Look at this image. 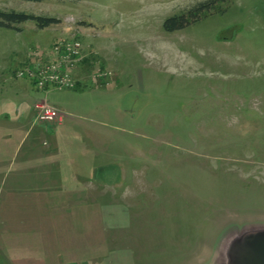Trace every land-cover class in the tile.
<instances>
[{"label": "rangeland", "instance_id": "rangeland-1", "mask_svg": "<svg viewBox=\"0 0 264 264\" xmlns=\"http://www.w3.org/2000/svg\"><path fill=\"white\" fill-rule=\"evenodd\" d=\"M201 1L0 0L55 19L0 25V170L36 160L49 209L74 206L76 224L96 207L125 264H233L230 241L264 229V0H210L163 27ZM67 37L84 61L72 88L16 75ZM40 100L61 121L39 120Z\"/></svg>", "mask_w": 264, "mask_h": 264}, {"label": "crops", "instance_id": "crops-1", "mask_svg": "<svg viewBox=\"0 0 264 264\" xmlns=\"http://www.w3.org/2000/svg\"><path fill=\"white\" fill-rule=\"evenodd\" d=\"M83 64L80 61L71 72ZM28 161L12 174L0 170V264H125L120 258L125 249L117 238L106 235L107 227H115L102 226L104 238L97 239L96 207L88 205L87 219L81 223L79 217L76 224L70 216L65 219L74 206L49 209L46 171L42 172L38 162L31 169L29 164L36 160ZM52 209L61 215L51 218Z\"/></svg>", "mask_w": 264, "mask_h": 264}, {"label": "built area", "instance_id": "built-area-1", "mask_svg": "<svg viewBox=\"0 0 264 264\" xmlns=\"http://www.w3.org/2000/svg\"><path fill=\"white\" fill-rule=\"evenodd\" d=\"M55 50L57 56L53 61L24 65L16 71V75L30 77L38 87L72 88L74 82L70 69L82 58V44L76 37L62 38L55 45ZM35 108L39 120L61 121L63 117L59 110L45 100L36 102Z\"/></svg>", "mask_w": 264, "mask_h": 264}, {"label": "trees", "instance_id": "trees-1", "mask_svg": "<svg viewBox=\"0 0 264 264\" xmlns=\"http://www.w3.org/2000/svg\"><path fill=\"white\" fill-rule=\"evenodd\" d=\"M32 1H41V0H32ZM211 7L210 0L201 1L191 9H188L186 12H182L177 15L167 17L163 22V27L166 30H173L183 26L185 23V15H195L198 11H206ZM26 20H32L38 27H46L55 22L54 18L41 17L39 15L27 14L23 12L16 11H2L0 10V25L11 27L16 23H20Z\"/></svg>", "mask_w": 264, "mask_h": 264}, {"label": "water", "instance_id": "water-1", "mask_svg": "<svg viewBox=\"0 0 264 264\" xmlns=\"http://www.w3.org/2000/svg\"><path fill=\"white\" fill-rule=\"evenodd\" d=\"M229 254L233 257V264H264V229L234 237L230 241Z\"/></svg>", "mask_w": 264, "mask_h": 264}]
</instances>
